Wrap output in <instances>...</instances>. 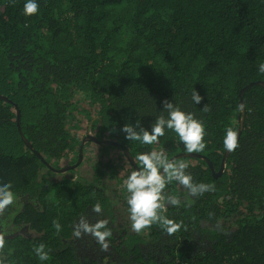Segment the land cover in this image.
I'll return each instance as SVG.
<instances>
[{
  "label": "trees",
  "instance_id": "16d2710c",
  "mask_svg": "<svg viewBox=\"0 0 264 264\" xmlns=\"http://www.w3.org/2000/svg\"><path fill=\"white\" fill-rule=\"evenodd\" d=\"M38 2L39 12L26 16L24 0H0V180L10 181L17 197L0 215V233L20 232L5 235L4 264H42L33 251L40 243L50 252L45 264H264V86L244 92L239 147L219 173L225 129L239 128L240 91L264 83L257 70L264 62V0ZM194 89L204 97L199 105L191 100ZM164 99L203 120L207 148L192 154L208 161L178 158L189 163L194 182L216 190L191 205L168 206L166 215L183 222L176 233L153 225L137 234L123 218L128 213L115 208L119 199L126 205L123 180L134 168L122 146L134 161L149 148L163 147L169 158L186 153L172 132L148 146L125 140L121 128L136 120L148 127ZM88 105L97 109L89 123L94 136L121 145L98 146L104 154L120 151L128 165L84 155L88 171L57 178L65 157L68 165L78 159L81 139L69 122ZM18 111L34 151L21 138ZM166 192L182 200L185 194L175 182ZM82 217L108 221L106 252L91 235H73Z\"/></svg>",
  "mask_w": 264,
  "mask_h": 264
},
{
  "label": "clouds",
  "instance_id": "9594fccd",
  "mask_svg": "<svg viewBox=\"0 0 264 264\" xmlns=\"http://www.w3.org/2000/svg\"><path fill=\"white\" fill-rule=\"evenodd\" d=\"M38 12V0H24V15L33 16ZM257 70L264 73V62L258 64ZM203 99L204 97L196 89L192 91L191 100L193 103L199 105ZM160 109V114L148 127L143 126L138 120L135 123L124 124L121 128L124 139L139 142L142 145H159L161 138L165 137L166 133L172 132L182 144L186 154L202 153L206 150L205 136L207 133L203 120L197 118L193 112L186 111L179 104L174 103L172 99H164ZM88 141L95 142L88 139L83 146L84 149ZM223 147L227 152H234L239 147L236 129L232 127L225 129ZM135 161L137 166L126 175L123 180V188L126 202L124 207L131 222V230L137 234L153 225H158L168 235L176 233L181 229L183 222H177L166 215L168 206L174 208L188 206L194 203L193 198L201 197L205 193L216 190V185L213 183L194 182L193 175L187 171L190 167L189 163L177 157L169 158L166 149L163 147L141 151L136 154ZM81 163L72 169L78 168ZM72 169L62 172L64 174ZM74 176L76 177V175ZM173 182L183 187L185 192L183 200L177 195L167 194L166 189ZM16 200V193L12 190L11 182L0 180V215L9 206L15 205ZM92 211L97 214L101 213L102 205L96 203L93 205ZM107 225L108 221L105 219H98L94 223H89L82 217L73 228V235L77 238L83 234L91 235L95 238L100 249L106 252L109 248V238L112 237V231ZM53 227L57 233L62 230L59 221L54 220ZM5 244L6 237L0 233V250L5 248ZM33 251L42 264L50 259V252L44 243L34 246ZM0 264H4L2 259H0Z\"/></svg>",
  "mask_w": 264,
  "mask_h": 264
},
{
  "label": "rangeland",
  "instance_id": "374dc122",
  "mask_svg": "<svg viewBox=\"0 0 264 264\" xmlns=\"http://www.w3.org/2000/svg\"><path fill=\"white\" fill-rule=\"evenodd\" d=\"M81 106V105H80ZM81 108V107H79ZM83 111H86L85 113ZM81 114H77L76 117L78 118V121H75L74 123L69 122V124H71V133L75 134V136L78 139H81L83 137L86 136H93L94 134V130L91 129L90 127V118L94 117L92 119H95L98 115H97V109L94 108L93 106H87V110H83ZM75 125H77V128H75ZM96 126H98L96 124ZM104 149H102L100 146H98L97 143L95 142H87L86 146H85V150H84V155L88 158H90L91 160H97L100 159L101 157L104 158L105 161H112L113 163L119 165L120 167L125 168L128 164L126 159L124 158V156L122 155V153L116 149L110 148L107 153H105L104 155ZM69 160H71V156L70 157H65V159H63L62 165L64 167L68 166ZM87 165H80L78 168L76 169L75 175H79L82 174L81 172H86L88 171V167H86ZM57 176V178H60L62 176V172H57L55 173ZM66 174H69L68 172H66ZM85 174V173H83ZM118 207H120V210H122V212L124 211L123 208L124 205L121 201V199H119L118 203L116 204ZM123 218H127V216H124ZM2 233H4V235H10V234H17L20 233L19 231H13L11 229L8 228H4V230L2 231Z\"/></svg>",
  "mask_w": 264,
  "mask_h": 264
},
{
  "label": "water",
  "instance_id": "95a60500",
  "mask_svg": "<svg viewBox=\"0 0 264 264\" xmlns=\"http://www.w3.org/2000/svg\"><path fill=\"white\" fill-rule=\"evenodd\" d=\"M255 84H258V85L264 86V83H263V82H255V83H251V84L245 86V87L240 91V102H239V104H240V108H241V114H240V124H239V128H238V139H239V136H240V133H241L242 127H243V123H244V115H245L244 101H243V94H244V92H245L249 87H251L252 85H255ZM19 119H20V115H19V111H18V115H17V124H18V128H19V133H20V135H21L22 140H23L24 143L26 144V146H27L28 148H30L31 150L34 151V149L32 148V145L26 140V138L24 137V135H23V133H22V131H21V129H20V121H19ZM94 135H95V131H94L93 136H89V135H88V136H86V137L82 140V143H81V146H80V149H79L78 160L76 161V163H75L74 165H70V166L65 167V168L54 169V170H55V171H58V172H62V171H66V170L72 169V168H74V167H77V166L81 163V161H82V158H83V146H84L85 142H86L88 139H91V140H93V141L99 143V144L102 145V146H115V147H120V146H121L119 143H117V142H115V141H110V140H99V139H97ZM122 148H123V150H124V152H125V154H126V157H127L128 161L130 162V164H132L134 167H136L137 165H136L134 159L132 158V155L130 154L129 150H128L126 147H124V146H122ZM35 153H36V152H35ZM229 153H230V152L225 151V154H224V156H223V158H222V161H221V166H220V172H219V173H222V172H223V170H224V168H225V164H226V159H227ZM181 156H193V157H194V156H199V157H201V158L207 160L206 157L200 156V155H198V154H197V155H196V154H179V155H176L175 157L178 158V157H181ZM207 161H208V160H207ZM208 163H209V162H208ZM209 165H210V168H211L212 172H214V168H213L212 164L209 163Z\"/></svg>",
  "mask_w": 264,
  "mask_h": 264
},
{
  "label": "flooded vegetation",
  "instance_id": "af4514ba",
  "mask_svg": "<svg viewBox=\"0 0 264 264\" xmlns=\"http://www.w3.org/2000/svg\"><path fill=\"white\" fill-rule=\"evenodd\" d=\"M125 156H126V154H125ZM82 162H83V160H82ZM117 203H118V201L115 202V208L118 209L117 213H118V214H124V213H127L126 208H125V207L121 208V209L124 210V211L122 212V210H120V207H118V206L116 205ZM127 219H128V215H127ZM128 220H129V219H128Z\"/></svg>",
  "mask_w": 264,
  "mask_h": 264
}]
</instances>
